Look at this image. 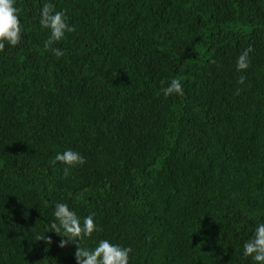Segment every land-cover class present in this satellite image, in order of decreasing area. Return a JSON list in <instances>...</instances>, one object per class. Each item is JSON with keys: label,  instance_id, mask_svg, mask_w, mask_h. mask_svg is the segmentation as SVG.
Wrapping results in <instances>:
<instances>
[{"label": "trees", "instance_id": "trees-1", "mask_svg": "<svg viewBox=\"0 0 264 264\" xmlns=\"http://www.w3.org/2000/svg\"><path fill=\"white\" fill-rule=\"evenodd\" d=\"M51 2L76 29L53 45L64 56L44 47V0H17L26 33L0 52V264H77V246L46 233L56 202L95 214L102 231L82 247L109 239L133 249L130 264H252L264 0ZM173 78L184 95L165 97ZM66 148L86 157L68 176L53 162Z\"/></svg>", "mask_w": 264, "mask_h": 264}, {"label": "clouds", "instance_id": "clouds-1", "mask_svg": "<svg viewBox=\"0 0 264 264\" xmlns=\"http://www.w3.org/2000/svg\"><path fill=\"white\" fill-rule=\"evenodd\" d=\"M39 26L50 33L44 44L45 49L57 57L64 56V51L53 45L65 40L68 33L76 30L75 26L69 23L66 11L56 10V5L51 0H44L43 6L39 9ZM25 33L17 0H0V52L5 50L6 45L18 46ZM252 51L253 49L248 47L238 56L236 60L238 72L244 73L250 67ZM246 78V75H240L238 84L244 85ZM160 84L165 97L184 95V86L180 79L161 80ZM239 91L238 88L237 92ZM53 162L65 165L64 175L68 176L76 167L85 165L86 157L73 148H66L56 154ZM53 216L54 220L46 233L55 232L63 237L59 243L61 248L75 244L77 264H130V254L133 251L131 247L113 243L109 239L94 241V246H81L86 239H91L94 233L102 231L94 213L81 218L68 203L56 202ZM41 240L48 245L53 243L52 238L46 234L38 236L36 241ZM243 256L250 258L252 264H264V221L257 220L251 236L244 241Z\"/></svg>", "mask_w": 264, "mask_h": 264}]
</instances>
